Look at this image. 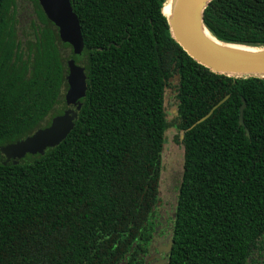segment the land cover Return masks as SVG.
Segmentation results:
<instances>
[{
  "label": "trees",
  "instance_id": "1",
  "mask_svg": "<svg viewBox=\"0 0 264 264\" xmlns=\"http://www.w3.org/2000/svg\"><path fill=\"white\" fill-rule=\"evenodd\" d=\"M166 3L71 0L84 39L76 55L38 0H0V146L68 108L69 59L87 77L61 144L0 160V264H143L171 94L184 152L168 264H264V77L191 58ZM203 20L222 42L264 47V0H212Z\"/></svg>",
  "mask_w": 264,
  "mask_h": 264
},
{
  "label": "water",
  "instance_id": "2",
  "mask_svg": "<svg viewBox=\"0 0 264 264\" xmlns=\"http://www.w3.org/2000/svg\"><path fill=\"white\" fill-rule=\"evenodd\" d=\"M38 1L47 19L57 27L61 41L71 45L74 54H81L84 39L79 18L73 10L71 0ZM211 1L167 0L165 6L170 5V11L165 13V7L163 11L174 40L191 58L214 73L237 77L245 75L264 77V47L255 48L222 42L215 38L206 27L203 14ZM230 45L246 47L254 51L249 52L230 47ZM67 68L68 89L65 93V102L68 108L63 114L54 117L48 127L38 129L23 140L0 146V153L5 157L4 165L11 160L13 164H17L18 160L27 154H44L46 149L61 144L74 129L83 105L81 99L87 93V77L84 68L77 65L74 59L67 61ZM225 100L226 98L216 104L196 124L207 119ZM245 108L246 101L243 99L239 123L249 135L243 118Z\"/></svg>",
  "mask_w": 264,
  "mask_h": 264
},
{
  "label": "rangeland",
  "instance_id": "3",
  "mask_svg": "<svg viewBox=\"0 0 264 264\" xmlns=\"http://www.w3.org/2000/svg\"><path fill=\"white\" fill-rule=\"evenodd\" d=\"M172 97L173 94L166 99L169 121L172 126L167 131L162 152L159 204L154 212V219L161 218L162 221L171 226L173 225L172 217L175 215L182 180L184 152L181 142L177 140L179 135L177 122L174 121V108L170 105L173 103Z\"/></svg>",
  "mask_w": 264,
  "mask_h": 264
},
{
  "label": "flooded vegetation",
  "instance_id": "4",
  "mask_svg": "<svg viewBox=\"0 0 264 264\" xmlns=\"http://www.w3.org/2000/svg\"><path fill=\"white\" fill-rule=\"evenodd\" d=\"M0 160L4 161L5 157L1 154ZM155 224L153 239L149 246V251L144 256L143 264H168V255L171 252L170 242H172V226L161 218L154 219Z\"/></svg>",
  "mask_w": 264,
  "mask_h": 264
},
{
  "label": "bare ground",
  "instance_id": "5",
  "mask_svg": "<svg viewBox=\"0 0 264 264\" xmlns=\"http://www.w3.org/2000/svg\"><path fill=\"white\" fill-rule=\"evenodd\" d=\"M169 11H170V5L165 6V13H169ZM230 47L238 48V49H241V50H246V51H249V52L254 51L253 49H247L246 47H239V46H232V45H230Z\"/></svg>",
  "mask_w": 264,
  "mask_h": 264
}]
</instances>
